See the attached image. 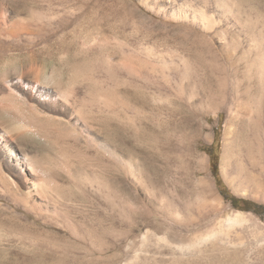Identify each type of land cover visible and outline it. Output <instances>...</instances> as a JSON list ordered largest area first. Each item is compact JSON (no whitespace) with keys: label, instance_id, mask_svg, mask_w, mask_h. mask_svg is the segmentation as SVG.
Returning a JSON list of instances; mask_svg holds the SVG:
<instances>
[{"label":"rangeland","instance_id":"rangeland-1","mask_svg":"<svg viewBox=\"0 0 264 264\" xmlns=\"http://www.w3.org/2000/svg\"><path fill=\"white\" fill-rule=\"evenodd\" d=\"M240 1L86 0L13 31L28 9L0 0V264H264V0ZM137 94L157 142L117 132Z\"/></svg>","mask_w":264,"mask_h":264},{"label":"bare ground","instance_id":"bare-ground-1","mask_svg":"<svg viewBox=\"0 0 264 264\" xmlns=\"http://www.w3.org/2000/svg\"><path fill=\"white\" fill-rule=\"evenodd\" d=\"M24 1V6L28 9V19L27 20H25V21H21V20H17V21H15L14 23H12V27H14V28H12V29H14L13 31H15L16 29L15 28H19V27H47V26H49V25H51L52 24V19H49V18H46V17H44L43 16V13L44 12H56V13H59V12H61V11H64L68 6H69V4L70 3H85V1L86 0H23ZM140 1V0H139ZM141 1H143V2H145L146 4H144V6H147L148 4H150V2H149V0H141ZM152 1V0H151ZM203 1V3H202V7H203V16H204V18L205 19H207L208 20V16H207V10L208 9H210L211 7L213 8V6L216 8V10H218V12L221 14V17H224V18H227L228 17V15H230V14H233V13H240V12H242V1H240V0H215V2L213 3V6H211L212 5V3H211V0H202ZM181 2V1H180ZM189 4V3H188ZM160 6V5H159ZM151 7H152V5H151ZM153 8V7H152ZM186 8V7H185ZM164 10V9H163ZM244 10V9H243ZM174 11V10H173ZM184 11V10H183ZM188 11V10H187ZM159 12V11H158ZM157 12V13H158ZM175 12V11H174ZM190 13V12H189ZM188 13V14H189ZM177 14V13H176ZM175 14V15H176ZM236 14V15H237ZM79 15V14H78ZM174 15V16H175ZM219 15V14H218ZM240 15H241V13H240ZM220 16V15H219ZM237 16H239V14L237 15ZM173 17V16H172ZM229 18V17H228ZM237 18V17H236ZM238 18H240V17H238ZM242 18V20H243V17H241ZM247 18V17H246ZM175 19V18H174ZM226 20H228V19H226ZM240 20V19H239ZM220 21V20H219ZM244 22L246 21L245 19L243 20ZM248 21V20H247ZM247 21H246V23H247ZM5 22V21H4ZM241 22V21H240ZM239 22V23H240ZM241 23H243V22H241ZM205 24H206V22H205ZM243 24H245V23H243ZM182 26V25H181ZM185 26V25H184ZM183 26V27H184ZM1 27V26H0ZM207 27H209V26H207ZM20 29V28H19ZM19 29L17 30V32L19 31ZM27 29V28H26ZM211 29V28H210ZM25 30V29H24ZM186 30V29H185ZM192 30V29H191ZM195 29H193V31H194ZM12 31V30H11ZM196 31V30H195ZM10 32V31H9ZM183 32H184V30H183ZM192 33H190V36H187L186 34H183V33H181L180 31H178V32H176L175 34H168L167 35V37H165V40L168 42V43H171L170 45H172V44H176L177 46H181V48H183V49H185L186 48V50L184 51L185 53H187V55H189V56H193V57H197L198 56V54H199V52H198V50H197V48H198V46L200 45H198V43H200V42H202L203 41V39H202V41H201V38L202 37H200V39H198V38H196V36L195 37H193L192 35H191ZM194 35H195V33H193ZM196 34H198V32L196 33ZM14 35V34H13ZM199 36H201V35H199ZM204 40H205V38H204ZM175 41V42H174ZM208 41H210V40H208ZM257 45H258V43H257ZM202 46V45H201ZM254 46H255V44H254ZM203 47V46H202ZM202 47H201V49H202ZM206 47V46H205ZM261 47V46H260ZM259 47V48H260ZM258 48V47H257ZM199 49H200V47H199ZM202 50H204V48L202 49ZM207 50V49H206ZM210 51H211V49H210ZM202 52V51H201ZM204 52V51H203ZM207 52V51H206ZM257 52H258V50H257ZM229 53V52H228ZM163 54V53H162ZM201 54V53H200ZM204 54V53H203ZM258 54V53H257ZM230 55V54H229ZM232 55V54H231ZM202 57V56H201ZM200 57V58H201ZM204 57V56H203ZM202 57V58H203ZM205 57H206V55H205ZM230 57V56H229ZM264 57V56H263ZM207 58V57H206ZM232 58V57H231ZM205 58H203V60H204ZM206 60V59H205ZM229 60H230V58H229ZM233 60V59H232ZM231 60V61H232ZM186 61V60H185ZM142 62V61H141ZM187 62H188V59H187ZM186 62V63H187ZM190 62V61H189ZM202 62H204V61H202ZM206 63V62H205ZM185 65V64H184ZM189 65V64H188ZM173 66H175V65H173ZM172 66V67H173ZM185 66H187V65H185ZM184 66V67H185ZM149 67V66H148ZM177 67V66H176ZM215 67V66H214ZM142 68V67H141ZM144 68V67H143ZM188 68V67H187ZM189 68H191V67H189ZM186 69V68H185ZM184 69V70H185ZM205 69V68H204ZM225 70H226V68H224ZM144 70V69H143ZM180 70V69H179ZM182 70V69H181ZM184 70H183V72H184ZM188 70V72H190V69H187ZM186 70V71H187ZM213 70V69H212ZM217 70V69H216ZM219 70V69H218ZM220 70H223V68L221 69L220 68ZM263 70V69H262ZM208 72V71H207ZM210 72V71H209ZM211 72H213V71H211ZM226 72V71H225ZM229 72V71H228ZM180 73H182V72H180ZM187 73V72H186ZM221 73V72H220ZM167 74V73H166ZM175 74V73H174ZM189 74V73H188ZM222 74V73H221ZM227 74H229V73H227ZM263 75H264V73H263ZM178 76H180V75H178ZM183 76V75H182ZM209 78H211V77H209ZM224 79V78H223ZM211 80H212V78H211ZM214 81H216L215 79H214ZM213 81V82H214ZM212 82V83H213ZM221 83L223 82V81H220ZM219 82V83H220ZM225 82V81H224ZM208 83H209V81H208ZM216 84H217V82H215ZM220 83V84H221ZM204 84V83H203ZM227 84V83H226ZM214 85V84H213ZM223 85V83L220 85V86H222ZM194 86V85H193ZM216 86H218V84L216 85ZM224 86V85H223ZM223 86H222V88H223ZM197 87V86H196ZM209 86H207V88H208ZM219 87V86H218ZM213 88H214V86H213ZM213 88H212V90H213ZM217 88V87H216ZM225 88V87H224ZM209 89V88H208ZM215 89V88H214ZM210 91V90H209ZM219 91V90H218ZM217 91V92H218ZM224 91V90H223ZM140 92V91H139ZM212 92V91H211ZM209 93V92H208ZM216 93V92H215ZM264 93V92H263ZM213 94V93H212ZM216 94H218V96H219V93H216ZM221 94V93H220ZM0 99H2V98H0ZM118 99V98H117ZM264 99V98H263ZM135 101H133L132 100V102H135L134 104H136L135 105V109H137V110H135L136 111V113H140V111H142V115H140V117H139V123L137 122V124L138 125H133L132 123H130V121H129V123H127V124H125L124 126H120L119 128H118V130H117V132H118V134L120 135V136H124V135H128V136H130V135H138V136H140V137H143V138H145V139H149V141H151V140H153V142H157V140L160 138V136L161 135H163V132L164 131H166L167 130V125L165 124V122L166 121H164V120H162V118L160 119V118H158L157 119V122L155 121V118L152 116V115H148L146 112H144V110L142 109V110H139L141 107H143L144 108V106L146 105V103H145V100L142 98V96L141 95H139V94H137L136 95V97H135V99H134ZM1 101V100H0ZM108 101V100H107ZM122 101V100H121ZM264 101V100H263ZM2 103V102H1ZM131 104V103H130ZM216 104H218L219 105V102L217 103L216 102ZM221 104V103H220ZM2 105V104H1ZM217 105V106H218ZM129 108V107H128ZM134 108V107H133ZM179 113V112H178ZM180 113H181V111H180ZM126 114V113H125ZM129 114V113H128ZM149 114H151V113H149ZM129 116V115H128ZM127 116V117H128ZM166 118V117H165ZM172 118H173V116H172ZM107 119V118H106ZM105 119V120H106ZM168 119V118H167ZM166 119V120H167ZM103 121V124L104 125H106L107 126V121ZM169 120V119H168ZM176 120H178V119H176ZM132 122H133V120H131ZM171 121H172V119H171ZM170 121V122H171ZM169 122V121H168ZM182 122V121H181ZM183 124V123H182ZM180 125V124H179ZM178 125V126H179ZM105 127V126H104ZM177 127V126H176ZM180 127V126H179ZM177 129V128H176ZM184 129V128H183ZM169 130V129H168ZM171 130V129H170ZM178 130V129H177ZM171 133V132H170ZM137 136V137H138ZM2 137H3V135H2V133L0 132V140L2 139ZM164 138V137H163ZM163 138L161 139V140H163ZM151 139V140H150ZM161 140H159V141H161ZM125 141V140H124ZM152 142V141H151ZM122 143H123V140H122ZM125 143V142H124ZM124 143H123V145H124ZM144 143V142H143ZM161 143V142H160ZM127 144V143H126ZM125 144V145H126ZM153 144V143H152ZM128 145V144H127ZM129 146V145H128ZM129 147H127V149H128ZM133 148H131V150H132ZM101 150V149H100ZM133 151V150H132ZM149 151V150H148ZM228 151H230V150H228ZM9 151H7L6 152V154L8 155V156H10V155H12V153L10 152V153H8ZM105 152H107V151H104V153ZM109 152V151H108ZM148 153V152H147ZM227 153H229V152H227ZM227 153H226V155H227ZM113 154V153H112ZM230 154V153H229ZM228 154V155H229ZM107 155V154H106ZM114 155V154H113ZM112 155V156H113ZM134 155V154H133ZM111 156V157H112ZM116 156V155H115ZM114 156V157H115ZM129 156V155H128ZM230 156V155H229ZM24 157V156H23ZM25 157H26V161H28L29 162V164L28 165H30L32 168H34V169H37L38 168V170L41 172V168H40V166L36 163V161H35V158L34 159H32L31 157H27L26 155H25ZM24 157V158H25ZM226 157V156H225ZM128 158V157H127ZM105 159V158H104ZM115 159V158H114ZM227 159V158H226ZM107 160V159H106ZM121 160H122V158H121ZM104 161V160H103ZM110 161V160H109ZM120 161V160H119ZM138 160H136L135 159V157H133L132 155H131V157H130V161L128 162V165L130 166L129 167V169L130 168H132V170H130L131 171V173H132V175H133V177H134V179L135 180H137V181H142L143 183L146 181L144 178L146 177L147 178V181H149L150 182V180H152V178H151V175L149 174L150 173V171L147 169V167L145 166V165H143V164H141L140 162H137ZM146 161V160H145ZM106 162H108V161H106ZM118 162V161H117ZM125 161L123 160V162H122V164L124 163ZM127 162V161H126ZM203 162H204V160H203ZM227 162V161H226ZM258 162V161H257ZM260 162V161H259ZM258 162V163H259ZM104 163V162H103ZM116 163V162H115ZM114 163V164H115ZM234 163V162H233ZM40 164V163H39ZM124 164H126V163H124ZM236 164V163H235ZM235 164H231L232 166L234 165L235 166ZM257 164V163H256ZM230 165V164H229ZM230 165V166H231ZM105 166H106V163H105ZM108 166V165H107ZM154 166V165H153ZM239 166V165H238ZM259 166V165H258ZM155 167V166H154ZM103 168H105V167H103ZM123 168V167H122ZM127 169H128V167H126ZM125 168V169H126ZM238 168V167H237ZM261 168V167H260ZM106 169V168H105ZM157 169V168H156ZM107 171V170H106ZM262 171V170H261ZM263 171H264V167H263ZM43 172H45L46 173V171H43ZM2 173V172H1ZM42 174H44V173H42ZM120 174V173H119ZM257 174H259V173H257ZM263 175H264V173H262ZM46 175V174H45ZM261 175V174H260ZM48 177V176H47ZM261 177H263V176H261ZM261 177H259L258 178V182L259 183H261V181H263V179L261 180ZM144 179V180H143ZM255 179H257V178H255ZM263 184V183H262ZM262 184H259V185H262ZM33 188H36V187H33ZM36 190V189H35ZM237 215V217H239L240 216V213L238 214H236Z\"/></svg>","mask_w":264,"mask_h":264},{"label":"trees","instance_id":"trees-1","mask_svg":"<svg viewBox=\"0 0 264 264\" xmlns=\"http://www.w3.org/2000/svg\"><path fill=\"white\" fill-rule=\"evenodd\" d=\"M233 201H234V202H238L239 199H237V198H233Z\"/></svg>","mask_w":264,"mask_h":264}]
</instances>
